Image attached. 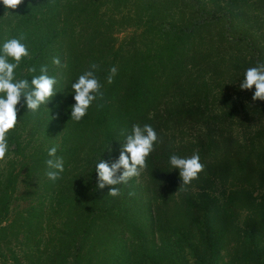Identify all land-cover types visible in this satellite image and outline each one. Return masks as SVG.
<instances>
[{"label": "trees", "instance_id": "16d2710c", "mask_svg": "<svg viewBox=\"0 0 264 264\" xmlns=\"http://www.w3.org/2000/svg\"><path fill=\"white\" fill-rule=\"evenodd\" d=\"M5 11L0 4V32L23 34L29 50L17 80L31 84L47 65L58 83L35 114L20 109L7 135L0 264H264V101L253 102L254 87L239 88L245 71L264 63V0H24L8 10L18 17ZM92 63L103 107L94 102L74 122L71 84ZM134 124L158 136L142 190L136 178L117 186L118 197L107 186L100 198L110 206L86 209L95 165L118 159ZM52 147L64 162L55 182L46 176ZM194 153L204 170L180 188L169 157ZM20 176L44 187L48 229H33L30 206L12 211ZM51 216L61 229H49Z\"/></svg>", "mask_w": 264, "mask_h": 264}, {"label": "clouds", "instance_id": "9594fccd", "mask_svg": "<svg viewBox=\"0 0 264 264\" xmlns=\"http://www.w3.org/2000/svg\"><path fill=\"white\" fill-rule=\"evenodd\" d=\"M24 0H0L5 8L6 17L12 16L8 10H16ZM29 7L31 3L29 2ZM25 39L23 34L19 38L6 40L0 46V161L5 159L8 151L7 135L17 124V114L21 108L25 107L28 112L35 114L41 105H45L55 95V86L58 81L48 75L47 65H41L40 75L32 76L31 84L27 79L15 78V70L20 67L22 60L29 56L27 46L22 43ZM52 63L58 67L61 65L60 59L53 58ZM99 65L92 63L88 70L84 71L75 82L71 84L74 92L75 103L71 106V120L79 122L87 114L90 106L96 102L97 108H102L100 101L104 100L103 85L100 83L96 72ZM36 67L27 69L29 73H35ZM117 74V68L112 67L106 77V82L110 85ZM255 91L252 95L253 102L264 101V63L248 68L244 73V78L239 84L241 91ZM23 97L24 103H21ZM124 134L123 132L121 133ZM158 141V136L154 128L148 124L141 127L139 124L132 126L131 134L126 135L125 143L122 144L117 160L111 163L99 160L95 165L97 174L96 187L100 190L110 187L109 196L118 197L121 190L118 185H127L130 180L141 175L146 168V159L154 150L153 146ZM57 149L52 147L48 150L47 178L55 182L61 178L64 172V162L62 158L56 156ZM169 165L172 169H177L181 181L180 188L191 185L193 181L199 179V175L204 170L200 155L194 153L188 158H182L175 154L169 157ZM134 195V193H129Z\"/></svg>", "mask_w": 264, "mask_h": 264}, {"label": "rangeland", "instance_id": "374dc122", "mask_svg": "<svg viewBox=\"0 0 264 264\" xmlns=\"http://www.w3.org/2000/svg\"><path fill=\"white\" fill-rule=\"evenodd\" d=\"M18 33V32H17ZM0 46L3 45V43L8 40L3 34L2 32H0ZM15 38H18V34L15 35ZM11 39V37L9 38ZM18 69V68H17ZM17 69L15 70V78L17 80L18 78V74H17ZM241 92V91H240ZM245 94L244 93H240V97L242 99H244ZM246 97V96H245ZM19 116L17 115V120L20 121V119H18ZM52 134L51 133L48 135L47 138H50ZM29 136V134H27ZM31 137V136H30ZM32 140H31V144H34L35 142L37 143V139L35 136H32ZM27 140V138H25ZM52 144H56V141L53 140V138L48 139V141L46 142V146L49 143ZM25 143V142H24ZM49 147V146H47ZM9 160V155L5 156V159L3 161H0V180L3 181L5 174L8 173V171L11 169V164L8 162ZM78 171H81L80 168H77ZM136 183H138L139 186V190H142L143 188V180L141 175L139 177L136 178ZM92 184V183H91ZM90 184V185H91ZM95 184L97 185V182H95ZM43 189L44 187L41 186V182L39 183L38 180H26L24 179L22 176L19 177L17 185L15 187V191H14V201L13 204L11 206L12 211L16 212V211H20L22 212L25 208H27L28 206L33 208L34 213L36 214V221H38V223L40 224L39 226H36L33 229H48V226L46 225V207L49 204L48 200L46 199H42L43 197ZM94 194L93 195H89L90 197H86L83 196V203L85 204V208L86 209H96L98 206L100 205H104L105 207H109L110 204L107 201L101 200V192L100 189H98L96 186L93 189ZM91 196H94V199L91 198ZM51 222L52 225L49 226V229H61L60 225L56 222V220L51 216ZM77 229H79L78 227H76ZM74 229V228H72ZM14 242L12 245L13 250L19 254L20 250L18 248H16L14 246ZM4 255L6 258H8V253L4 250L3 251ZM8 262V260H7ZM9 263V262H8Z\"/></svg>", "mask_w": 264, "mask_h": 264}]
</instances>
